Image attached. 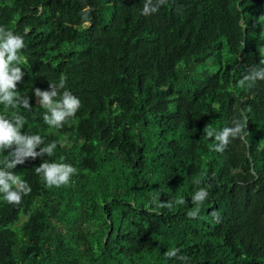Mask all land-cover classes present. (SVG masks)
Instances as JSON below:
<instances>
[{
    "label": "trees",
    "instance_id": "1",
    "mask_svg": "<svg viewBox=\"0 0 264 264\" xmlns=\"http://www.w3.org/2000/svg\"><path fill=\"white\" fill-rule=\"evenodd\" d=\"M142 7L0 0V25L30 28L17 87L32 105H0V115L24 116L22 134L57 141L43 160L77 169L49 188L34 170L40 157L17 165L32 191L18 206L0 195V264H181L165 257L171 248L187 264H264V81L238 84L264 67V0H168L150 16ZM61 75L81 107L54 128L34 90ZM241 115L248 134L214 151L204 128ZM201 187L210 195L190 219ZM170 197L185 204L156 206Z\"/></svg>",
    "mask_w": 264,
    "mask_h": 264
},
{
    "label": "clouds",
    "instance_id": "2",
    "mask_svg": "<svg viewBox=\"0 0 264 264\" xmlns=\"http://www.w3.org/2000/svg\"><path fill=\"white\" fill-rule=\"evenodd\" d=\"M168 0H143L141 14L150 16L157 13L160 8L167 4ZM87 11V9H85ZM84 23L90 25V21L85 18ZM30 28L23 29V35L16 34L4 25H0V105L5 109L23 108L31 111L30 97L22 94L18 90V83L23 82L25 72L20 67L25 63L22 49L26 47L25 36ZM264 64V59L260 60ZM257 81H264V67H251L243 74L238 81L240 86H247L251 89ZM63 90V91H61ZM37 97V104L46 110L43 121L50 127L62 128L66 122L74 118L81 107L80 99L71 91L66 89V77L60 76L59 82H50V90L42 91L39 88L34 90ZM247 116L233 118L231 126H225L217 131L207 125L203 132L210 139L214 138L212 148L216 152H223L231 140H243L248 134L246 125ZM25 117L18 112H13L11 118L0 115V152L12 149L0 166V195L5 202L12 205H20L24 196L31 193L32 189L26 180L14 171L17 165L24 164L29 158L35 160L40 157L43 160L46 154L49 158L54 155L57 148V141H52L46 146L44 139L39 135H32L28 132L22 134L25 128ZM63 146V145H61ZM39 148V151L37 149ZM36 174L42 175L49 188L70 185L71 178L77 174V169L68 163H57L43 160L34 168ZM199 184L200 181H194ZM210 192L206 187H201L191 197V202L195 206L187 212V217L196 219L199 216L200 206L209 197ZM155 200V197L153 198ZM182 198L170 197V199L156 205L158 208L172 209L175 205H184ZM210 215L216 223L220 222V216L213 211ZM168 259H177L181 264H187L188 257L181 253L180 248H171L164 253Z\"/></svg>",
    "mask_w": 264,
    "mask_h": 264
}]
</instances>
